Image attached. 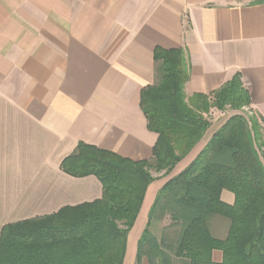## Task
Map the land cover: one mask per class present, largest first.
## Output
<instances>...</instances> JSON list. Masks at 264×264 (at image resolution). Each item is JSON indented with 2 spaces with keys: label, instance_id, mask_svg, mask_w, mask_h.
I'll return each instance as SVG.
<instances>
[{
  "label": "crops",
  "instance_id": "1",
  "mask_svg": "<svg viewBox=\"0 0 264 264\" xmlns=\"http://www.w3.org/2000/svg\"><path fill=\"white\" fill-rule=\"evenodd\" d=\"M158 45L185 51L188 96L210 93L241 73L252 108L264 118V3L0 0V235L7 223L102 197L96 176L61 168L80 142L133 160L153 156L158 134L149 130L140 100L156 81ZM162 186L157 179L146 192L124 264H135ZM222 198L234 202L232 192ZM213 257L222 255L216 250Z\"/></svg>",
  "mask_w": 264,
  "mask_h": 264
},
{
  "label": "trees",
  "instance_id": "2",
  "mask_svg": "<svg viewBox=\"0 0 264 264\" xmlns=\"http://www.w3.org/2000/svg\"><path fill=\"white\" fill-rule=\"evenodd\" d=\"M264 3V0H253ZM154 84L141 91L150 159L133 160L80 142L61 163L75 177L96 176L101 198L10 222L0 235V264H124L129 233L155 178L166 177L201 143L213 108L231 115L195 157L158 191L138 240L135 264H264V118L252 108L242 74L210 93L188 96L189 59L182 48L154 49ZM234 194V202L222 198ZM167 218L161 236L153 221ZM215 250L223 259L215 261Z\"/></svg>",
  "mask_w": 264,
  "mask_h": 264
},
{
  "label": "rangeland",
  "instance_id": "3",
  "mask_svg": "<svg viewBox=\"0 0 264 264\" xmlns=\"http://www.w3.org/2000/svg\"><path fill=\"white\" fill-rule=\"evenodd\" d=\"M246 113L248 115H252L253 113L249 110L248 107L243 108L242 110H233L230 107H228L225 111H221L218 110L217 108H213V112H212V124H214L216 130L214 131V133L226 122V120L233 114H237V113ZM218 127V128H217ZM213 133V134H214ZM264 151V148H263ZM195 157V156H194ZM192 160V157L185 159L182 163H180L177 168L168 176H164L163 173L164 172H156L154 170L151 171L152 176L155 178V180L159 179L160 181H162L163 185L165 184V182L173 177L174 175H176L177 173H179L190 161ZM167 218L163 219V220H157V221H153L152 225H151V230L152 232L157 236L160 237L161 236V232L163 227L167 224ZM216 251V250H215ZM221 253L222 255V251L217 250ZM214 259V257H213ZM223 259V256L221 258V260ZM220 260V261H221ZM148 264V263H147Z\"/></svg>",
  "mask_w": 264,
  "mask_h": 264
}]
</instances>
